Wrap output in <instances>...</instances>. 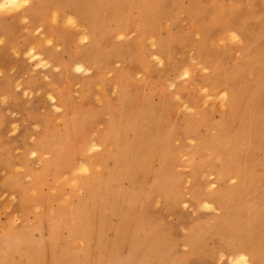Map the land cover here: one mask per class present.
Returning a JSON list of instances; mask_svg holds the SVG:
<instances>
[{"label":"rangeland","instance_id":"374dc122","mask_svg":"<svg viewBox=\"0 0 264 264\" xmlns=\"http://www.w3.org/2000/svg\"><path fill=\"white\" fill-rule=\"evenodd\" d=\"M36 4L0 24V262L264 264V0Z\"/></svg>","mask_w":264,"mask_h":264},{"label":"bare ground","instance_id":"6f19581e","mask_svg":"<svg viewBox=\"0 0 264 264\" xmlns=\"http://www.w3.org/2000/svg\"><path fill=\"white\" fill-rule=\"evenodd\" d=\"M49 134L53 137V135H55V133H54V131L53 130H51L50 129V131H49ZM152 157V156H151ZM154 157V156H153ZM150 159H152V158H150ZM230 163L227 161V165H226V168L228 167V165H229ZM225 168V169H226ZM86 168L85 167H82V170H85ZM164 169H166V165L164 164V165H162L160 168H159V170L157 171V173H156V176L157 175H159ZM237 169H238V166H237ZM240 170V169H239ZM105 176V175H104ZM86 182V181H85ZM86 184V185H85ZM84 184V186H86V188L87 189H89L88 191H89V198L91 197V196H96V194H99L98 193V179L97 180H94V179H92L91 181H87L86 183ZM34 185H36L37 186V183H35ZM35 186V187H36ZM100 190V189H99ZM86 196V195H85ZM88 198V197H87ZM88 198V199H89ZM80 204H82V202L80 203ZM84 205H85V202H84ZM92 208V207H91ZM95 208V207H94ZM99 208H100V206H99ZM73 209V208H72ZM67 210H68V208H67ZM46 212V211H45ZM96 212V211H95ZM97 214H98V212H97ZM66 216V217H65ZM91 216H92V212L88 209V207L86 208V207H84L83 205H81V207L78 209H75V210H72L71 212H69V211H66L65 213H63L62 214V217H63V219H61V221H60V219H56V221H55V229H54V232H52V235H53V237L52 238H54V235H56L57 234V229L60 227V225L62 226V225H70V226H72L73 227V230H74V234H76L79 238H84V237H87L88 236V228H89V225H90V218H91ZM59 217V216H58ZM64 227V226H63ZM62 227V228H63ZM245 232V231H244ZM244 232H242V237L244 236V234L247 236V234L246 233H244ZM18 235V234H17ZM68 235V234H67ZM76 235H75V237H76ZM68 237V236H67ZM4 238H0V251H1V245L3 244V243H5V241H1V240H3ZM70 239V238H69ZM54 240V239H53ZM70 240H75V239H70ZM76 240H77V238H76ZM82 241H84V240H82ZM50 242H51V240H50ZM53 242V241H52ZM51 242V243H52ZM72 242V241H71ZM100 242V241H99ZM69 243V242H68ZM80 243H81V241H80ZM97 244H100V243H97ZM102 244V243H101ZM82 245H83V243H82ZM3 246V245H2ZM23 246V245H22ZM83 246H85V245H83ZM25 247H26V245H25ZM29 247V246H28ZM21 250V249H20ZM24 250V249H23ZM27 250H28V248H27ZM27 250H25V251H27ZM19 251V250H18ZM3 252V249H2V251H1V253ZM24 252V251H23ZM258 252V251H257ZM20 253H21V251H20ZM25 254V253H24ZM18 255H20V254H18ZM26 255H27V252H26ZM257 255V254H256ZM258 255H259V253H258ZM23 256V255H22ZM28 256V255H27ZM29 256H30V258L33 260L34 259V255H33V251H32V249L30 248L29 249ZM13 258H14V256H13ZM67 258V257H66ZM10 259V258H9ZM21 260V259H20ZM62 261V260H61ZM59 262V261H58ZM145 262V261H144ZM12 262H10V264H11ZM14 263V262H13ZM20 263V262H19ZM62 263V262H61ZM0 264H6L4 261H1L0 262Z\"/></svg>","mask_w":264,"mask_h":264},{"label":"clouds","instance_id":"9594fccd","mask_svg":"<svg viewBox=\"0 0 264 264\" xmlns=\"http://www.w3.org/2000/svg\"><path fill=\"white\" fill-rule=\"evenodd\" d=\"M29 3V0H0V15L19 11Z\"/></svg>","mask_w":264,"mask_h":264},{"label":"crops","instance_id":"0c3cea01","mask_svg":"<svg viewBox=\"0 0 264 264\" xmlns=\"http://www.w3.org/2000/svg\"><path fill=\"white\" fill-rule=\"evenodd\" d=\"M51 1L52 0H37L36 6L32 7L31 10L36 13L39 12L40 14L43 12L42 9L46 8ZM8 17V15H0V24H3L4 22L6 23L8 21Z\"/></svg>","mask_w":264,"mask_h":264},{"label":"snow or ice","instance_id":"6c2138e0","mask_svg":"<svg viewBox=\"0 0 264 264\" xmlns=\"http://www.w3.org/2000/svg\"><path fill=\"white\" fill-rule=\"evenodd\" d=\"M26 6H27V5H26ZM11 13H14V12H11ZM11 13H8V14H11ZM2 15H6V14H2ZM234 38H235V37H234ZM77 70L79 71V69H77ZM184 75L187 76L188 73L185 72ZM221 258H223V257H221ZM241 261H243L244 264H247L246 258H245L244 256H241V257L239 258L238 261H235V262H234V264H240Z\"/></svg>","mask_w":264,"mask_h":264}]
</instances>
